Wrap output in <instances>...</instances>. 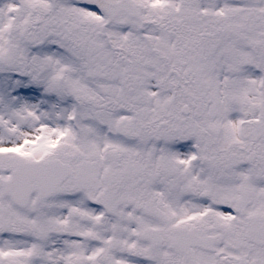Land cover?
Wrapping results in <instances>:
<instances>
[{
	"label": "snow or ice",
	"instance_id": "1",
	"mask_svg": "<svg viewBox=\"0 0 264 264\" xmlns=\"http://www.w3.org/2000/svg\"><path fill=\"white\" fill-rule=\"evenodd\" d=\"M0 264H264V0H0Z\"/></svg>",
	"mask_w": 264,
	"mask_h": 264
}]
</instances>
